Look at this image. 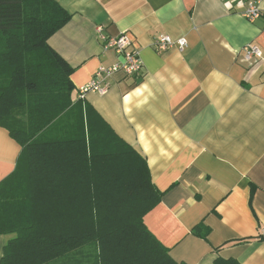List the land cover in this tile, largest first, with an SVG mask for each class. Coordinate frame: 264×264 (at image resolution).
<instances>
[{
  "label": "crops",
  "instance_id": "0c3cea01",
  "mask_svg": "<svg viewBox=\"0 0 264 264\" xmlns=\"http://www.w3.org/2000/svg\"><path fill=\"white\" fill-rule=\"evenodd\" d=\"M56 1L71 20L48 43L74 69V102L99 67L117 62L103 36L126 34L140 53L141 75L116 74L81 108L133 147L165 192L148 229L179 264H264V18L247 21L239 0ZM160 36L188 47L159 51ZM248 44L262 57L245 60ZM20 152L0 127V182ZM200 223L207 240L192 234ZM9 239L0 236V264Z\"/></svg>",
  "mask_w": 264,
  "mask_h": 264
},
{
  "label": "trees",
  "instance_id": "16d2710c",
  "mask_svg": "<svg viewBox=\"0 0 264 264\" xmlns=\"http://www.w3.org/2000/svg\"><path fill=\"white\" fill-rule=\"evenodd\" d=\"M70 20L56 0H0V127L21 147L0 182L1 264H179L144 221L165 194L147 162L74 102V69L48 43Z\"/></svg>",
  "mask_w": 264,
  "mask_h": 264
},
{
  "label": "built area",
  "instance_id": "2783aa9c",
  "mask_svg": "<svg viewBox=\"0 0 264 264\" xmlns=\"http://www.w3.org/2000/svg\"><path fill=\"white\" fill-rule=\"evenodd\" d=\"M241 3L240 14L250 23L264 18V0H239ZM105 49L114 50L117 55V62L110 66H101L93 79L79 89V96L82 98L88 93L106 94L112 85L113 77L122 72L126 76H139L142 73L143 64L140 53L134 48L133 42L126 35L118 37H102ZM159 51H166L170 47H177L184 51L188 47L186 39H173L170 36H160L155 42ZM243 57L247 61H253L262 57L261 48L257 45L248 44L243 48Z\"/></svg>",
  "mask_w": 264,
  "mask_h": 264
}]
</instances>
